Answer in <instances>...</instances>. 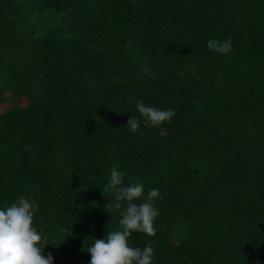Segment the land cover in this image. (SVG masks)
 Wrapping results in <instances>:
<instances>
[{"label": "trees", "instance_id": "1", "mask_svg": "<svg viewBox=\"0 0 264 264\" xmlns=\"http://www.w3.org/2000/svg\"><path fill=\"white\" fill-rule=\"evenodd\" d=\"M10 97L25 104L0 110V206L36 203L52 264H89L137 180L134 202L161 194L155 234L128 238L152 264H264V0H0ZM137 102L175 115L153 126Z\"/></svg>", "mask_w": 264, "mask_h": 264}, {"label": "clouds", "instance_id": "2", "mask_svg": "<svg viewBox=\"0 0 264 264\" xmlns=\"http://www.w3.org/2000/svg\"><path fill=\"white\" fill-rule=\"evenodd\" d=\"M207 46L215 51L226 53L231 49V40L223 42L209 39ZM138 112L153 126L170 122L175 115L173 109H160L143 102H137ZM128 128L135 132L140 126V119L134 115L127 121ZM119 164L109 169V184L113 187L123 184ZM102 192H104L101 189ZM144 195V185L138 180L126 186L117 188L114 197V207L121 209V201L127 202V207L120 213L119 227L107 229L103 238H95L89 244V264H152L154 249L152 242L146 243L143 249L133 247L128 238L133 231H140L149 236L155 234L154 219L158 215L153 201L160 197L158 188L148 190L141 203L134 202ZM34 201L24 195L18 196L10 204L0 206V264H52L54 257L49 252L42 254L45 244H41L43 234L33 224L37 209Z\"/></svg>", "mask_w": 264, "mask_h": 264}, {"label": "rangeland", "instance_id": "3", "mask_svg": "<svg viewBox=\"0 0 264 264\" xmlns=\"http://www.w3.org/2000/svg\"><path fill=\"white\" fill-rule=\"evenodd\" d=\"M14 104L22 105V104H25V101L22 98L10 97L7 102L0 104V110L4 109L8 105H14Z\"/></svg>", "mask_w": 264, "mask_h": 264}]
</instances>
